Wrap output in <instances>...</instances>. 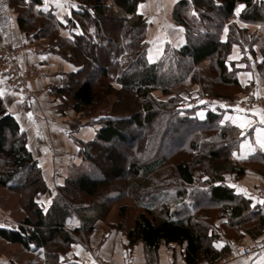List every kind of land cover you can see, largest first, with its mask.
<instances>
[{
	"label": "trees",
	"instance_id": "16d2710c",
	"mask_svg": "<svg viewBox=\"0 0 264 264\" xmlns=\"http://www.w3.org/2000/svg\"><path fill=\"white\" fill-rule=\"evenodd\" d=\"M145 1L76 0L78 8L64 21L37 10L38 0L18 3L19 25L27 36L58 42L52 43L56 52L76 68L63 74L60 87H51L62 110L70 103L84 113L107 104L110 96L118 100L111 114L102 115L93 139L74 140L82 162L68 168L60 198L45 212L36 198L49 191L48 184L26 133L0 95V185L21 192L26 211L16 228L0 227V238L28 251L42 250L45 264L66 260L78 238L92 234L96 220L128 198L143 212L128 231L122 222L117 229L125 232L129 246L143 245L149 264L156 262L163 242L182 247L185 264H217L231 253L233 236H248L254 243L264 239V205L226 181L227 174L241 179L249 168L264 177V152L238 159L234 153L244 139L242 129L223 123L222 111L210 107L201 108L207 111L204 119L193 108L183 112L178 97L196 84L200 98L217 96L207 90L210 83H202L204 64L219 73L209 80L244 90L241 69L229 60L235 46L241 62L254 65L264 85V0H179L172 18L185 43L180 48L166 43L154 62L149 59V20L139 12ZM240 23L258 25L260 31L251 34ZM62 29L71 37H60ZM155 91L167 99H157ZM77 197L89 206L74 205ZM74 219L77 225L68 229ZM218 220L225 221L221 229L210 225ZM220 241L227 244L218 249Z\"/></svg>",
	"mask_w": 264,
	"mask_h": 264
},
{
	"label": "crops",
	"instance_id": "0c3cea01",
	"mask_svg": "<svg viewBox=\"0 0 264 264\" xmlns=\"http://www.w3.org/2000/svg\"><path fill=\"white\" fill-rule=\"evenodd\" d=\"M24 1L29 3L32 0H0V48L12 50L16 47L31 46V50H26L19 60V73L24 74L31 66H37L40 75L37 79L31 81L29 88L33 93L29 108L21 109L19 93L13 91L8 87V75H0V93L9 112L17 119L22 130L27 135V145L33 156L38 160L42 167L44 178L48 185L54 183L55 186H62L64 184V175L68 167L73 164H79L81 158L79 157L80 148L75 144L74 138L82 141H89L94 138L98 128H91L92 126L86 123L80 125L65 124V129L53 127L50 122L46 121L45 117H59L56 114L55 108L59 104V100L55 101L50 94L51 87L62 85V76L65 73L75 71L76 68L64 61L60 56L47 50L49 38L43 37L34 39L28 37L26 32L20 28L19 25V9L18 3ZM40 1L36 8L42 12H52L60 20L63 21L65 17L71 15L72 10L78 8L76 0H48L47 11L44 10V0ZM146 0L139 6V12L147 18L153 11L159 9L165 10L161 3L156 4L160 0ZM179 0H171L168 4L167 15L165 23L167 25L164 35V42L175 45L180 48L185 43L184 32L176 26L172 18V11ZM57 3L62 7H57ZM75 5V7H73ZM162 14V13H161ZM161 20V19H160ZM162 21V20H161ZM160 22V21H159ZM159 24H164L160 22ZM170 30V31H168ZM61 34L64 37H71L67 29H62ZM174 46V47H175ZM164 45L158 50L149 49V58H159L163 51ZM38 50H36V49ZM242 54L240 48L235 46L233 48L230 60L237 62V66L241 69L239 72V79L241 85L247 88H257L259 93L264 98V85L261 83L259 73L254 65L247 68L244 62H241ZM262 57L258 54V61ZM151 62H154L150 59ZM248 73H251L249 76ZM206 110L200 109L198 115L200 119L206 117ZM31 113V117H29ZM257 113H264L263 110L257 109L250 114L231 110L226 112V117L238 118L236 123L233 119H225L235 126L239 127V123L243 121H250L251 123L244 128L239 127L244 132V139L241 144H250L255 148L254 152H249L247 148H241L236 152L238 159H247L255 154L258 150L264 152L258 144L257 128L264 129V124L260 122ZM47 122V123H46ZM76 126V127H74ZM53 182V183H51ZM260 183L264 184V178L258 177L253 172H247L246 176L241 181L235 179H228L227 184L236 189H246L247 197L250 198L254 204L257 201L264 200V193L262 197L256 195V186ZM254 197L255 199H252ZM92 245L89 247H82L81 245H73L72 250L66 255V260H62L60 264H148L146 262L145 254L143 253V245L138 244L133 248L129 247L127 237L115 229H108L106 226H95V230L91 236ZM263 241V240H261ZM259 241V242H261ZM254 242V241H253ZM257 242V243H259ZM233 248V243L229 241ZM10 245L11 243H6ZM227 241H220L215 244L218 249H221ZM253 245V244H252ZM248 247L243 246L242 248ZM175 250V252H174ZM231 253L222 259L219 264H264V247L261 250L253 252L249 257H234L236 250L232 249ZM28 251V250H27ZM34 251H29L32 253ZM42 250L37 253L42 255ZM44 257V256H43ZM14 256L0 255V264H18ZM101 260V261H100ZM157 264H185L183 260V248L174 244L170 246L163 242L159 248V262ZM204 264V263H203ZM208 264V263H206Z\"/></svg>",
	"mask_w": 264,
	"mask_h": 264
},
{
	"label": "rangeland",
	"instance_id": "374dc122",
	"mask_svg": "<svg viewBox=\"0 0 264 264\" xmlns=\"http://www.w3.org/2000/svg\"><path fill=\"white\" fill-rule=\"evenodd\" d=\"M149 1L150 0H148L147 2H149ZM169 2H171V0H160V2L156 1V4L161 3L163 5V7H165L166 9L165 10L162 9L159 14H157L159 12V9H157L156 11H153L152 13L149 14V17H148L149 28H148V32H147V41H148L149 49L153 50V49L156 48V50H158V48L162 47L163 45L165 46L164 35H165V33H167L166 29H165L167 27V25L165 23H167L166 15L168 14L167 11L169 10V9L167 10ZM242 9L243 8H240L239 13L241 12ZM18 12H19V17H20V14L22 12L20 11V9H19ZM64 19H63V21H64ZM159 21L164 23V24L163 25L159 24L160 23ZM41 22H42V20H38L36 22L37 26L34 25V28L37 29V27L40 25ZM240 24H241L242 27H247L251 34L256 35L260 31V27L258 25L246 24V23L245 24L240 23ZM168 31H170V30H168ZM52 33H54V32H52ZM52 35L53 34H50V36H52ZM60 35H61L60 37H64L62 34H60ZM55 36H57L56 33H55ZM52 43H53V41H51L49 39V44L47 46V50H49L50 52L54 53L57 56H60L56 52V50H57L56 46H53V44H57L58 42L53 43V44ZM17 48H21V52H22V54L19 57H21L26 50H31L32 49L31 46H25V47H16V48L12 49V51L17 49ZM175 48H177V47L175 46ZM34 49H36V48H34ZM36 50H38V49H36ZM258 54L262 57V55L259 52H258ZM230 56H229V60H230ZM149 59H151L152 61H156L158 58L157 57H153V58L151 57ZM19 60H20V58H19ZM230 61H232V60H230ZM233 62H235V61H233ZM202 66H203V64H202ZM18 67H19V62H18ZM31 68L35 69L34 70L35 74H34V76L30 77L28 79V81H26L27 82L26 88L30 92V101H31V97L33 96V93H32V91L29 88V84L31 83V81L37 79V77L40 75V71H39V68L37 66L29 67L25 71L24 75H26L29 72V69H31ZM203 68L205 69V70L204 69L203 70H204V74H205L206 78L204 79V81L202 83H207V84L210 83L211 87H209L207 90L211 91L212 93L214 92V94H216L219 97L213 95L212 96L213 98L210 97V98L202 99V98H200L198 96L199 95V85L198 84L192 85V86H188L186 91H183V93H181L178 96V97L181 96V99H182L181 103L179 104V109L181 111L185 112L189 108H193V110L195 112V116L197 118H199L198 113H199L200 109L202 107H205L208 110L209 107H210L211 109L217 110V112L218 111H222V113L224 114L223 115V123H230L229 121L225 122L224 117H226L225 116L226 112H229L231 110L238 111L237 109L239 108L240 110H242V111H239V112H242V113H245V114L246 113L250 114L251 112H253V111L257 110V109H261V110L264 111V107H263L264 106V98L259 93V89L253 88V87L252 88L243 87L244 90H239L238 91L235 88H229L228 85H225L224 83H221L220 81H215L214 82L212 80H209L210 76L215 77V79L218 78V76H219L218 70H216V69L212 70L213 68L210 69L209 68V64H204ZM18 71H19V68H18ZM21 75H23V74H21ZM61 80H62V84H63V76H62ZM11 83H12V81L10 82V79H9L8 80V87L10 89H12L13 91H16L17 93H19V96H20V101L19 102H20V106H21V103H22V100H23V95L21 93V89L19 88L18 85L14 86V87H11L10 86ZM50 94H51V92H50ZM51 95L53 96L55 101L59 100L53 94H51ZM153 95L157 99L162 100V101L167 99V96H164L161 91H155L153 93ZM215 98H219V99H215ZM250 98L252 99L253 105H252V107L250 109H246L245 108V103L247 101H249ZM209 99H214L215 101H222L224 103L225 102H231V103H234V104L239 105V106L229 107L227 105H221V104L220 105H216L214 103H208L207 100H209ZM30 101H29V104H30ZM116 101L118 102V100H117V98L115 96H110V98L108 99L107 104L104 103V105H101V106L96 107L94 109L87 110L84 113H77L75 110H73L71 108L70 103L66 106V108H65L66 110H62L60 108L61 101L59 100V104L57 105V108H55V110L57 111L56 114L59 117H52V116L45 117L46 118L45 120L47 122L49 121L50 125L52 127H53V124H54L56 127H60L61 129H65V127H66L65 124H68V123L70 124V127H71V125H80L82 123H86V124L91 125L92 126L91 128H93V129L99 128L100 120L102 118V115L108 114V113L111 114L112 113V111H111L112 110V106L115 104ZM260 101H261V105L262 106H259L260 105ZM29 104L27 105V107L25 109H23L22 106H21V109H23V110L28 109L29 108ZM242 105L244 107H241ZM123 107H124V105H123ZM113 108L119 109V108H122V105L120 104V105H117V106H115ZM204 110H206V109H204ZM74 127H76V126H74ZM75 139L76 138H74V140ZM75 144L77 145V143H75ZM164 146H165L166 150H170L172 148V145L170 143H166ZM79 155H80L79 157L82 159V156H81L80 153H79ZM81 162H82V160H81ZM79 164H75V165H79ZM40 168L42 169L41 166H40ZM249 171L255 173L258 177L261 176L259 173L255 172L251 168L246 170V174ZM67 174H68V170H67V172L64 175L65 180H66ZM246 174H245V176H246ZM244 177H242L241 179H236V177L233 174H227L226 175V181L228 179H235L236 181H241V180H243ZM261 177L264 178L263 176H261ZM65 180H64V183H65ZM51 183H53V182H51ZM48 187H49V191H46V192L38 195L37 198H36L37 203L40 205V207L45 212L46 211L48 212L50 207L52 206V204L55 202V200L60 198V193H59V187L60 186L57 187L53 183L51 185H48ZM257 191L258 192L260 191V192L264 193V184L263 183H260L259 185L256 186V193H257ZM76 199H77L78 202L76 204H74V205H77L78 207H79V205H81L80 207H84V208L89 206V201H86L85 198H82V197L78 198L77 197ZM22 200H23V195L21 194V192L13 191L11 189H8V188L3 187V186L0 185V227H2V228H4V227H6V228H16L17 226H19L24 221V219L26 218V211H25V209H24V207L22 205L24 200L23 201ZM74 205L70 206L71 210H73L75 208ZM121 207H124V210L123 209L121 210ZM142 212H143V209L138 205V203H136V201L131 200L129 198L128 199H123V200L115 203L110 208V210L108 211V214L103 219H100L101 217L99 219H97L95 224H94V228H95L96 225H99V227L106 226L110 230L115 229L117 231H121V230L117 229V226L119 224H121V222H122L123 225H124V230L126 232L130 228H132V226L134 224V221H135V218L137 217L138 214H140ZM95 213L98 214V215L101 214L100 211H97V210H95ZM120 213L124 217H122ZM215 213L216 212H213V214H215ZM224 222H225L224 220H218L216 222L211 221L210 225L216 224V226L218 228H220V226ZM76 225H77V222L74 219V221H72L67 227H68V229H72ZM121 232L125 235V232H123V231H121ZM92 234H90L88 237L84 236V235L82 237H79V238L77 237L79 239V242L77 244H75V245H81L82 247L86 246V247L91 248V245L93 244L92 241H91ZM233 238H234V240H231V243H233V248L232 249L236 250L235 252H237V253H234V257L237 256V257H241L242 258L243 256L240 255V250L239 249L241 247H243V246H246V245L250 249L253 250L252 253L255 252L254 248L257 247L258 243H254L253 240L250 237H248V236H237V237L233 236ZM6 243H10V242L0 238V255H6L8 257L9 256H14V258L16 259L15 261L18 264H45L43 253H42V255H39L37 253V251L29 253V251H27V249H25L20 244L11 243L10 245H8ZM129 247H131V246H129ZM72 248L73 247H71V250H72ZM131 248H133V247H131ZM174 252H175V250H174ZM143 253L145 254L146 262L149 264V262H148L149 260H148L147 254H146V252L144 250V247H143ZM151 260H152V258H151ZM153 260H156V262L153 263V264H157L159 262V251H158V255H157L156 259H153ZM219 262L217 264H219ZM204 264H206V263H204Z\"/></svg>",
	"mask_w": 264,
	"mask_h": 264
},
{
	"label": "built area",
	"instance_id": "2783aa9c",
	"mask_svg": "<svg viewBox=\"0 0 264 264\" xmlns=\"http://www.w3.org/2000/svg\"><path fill=\"white\" fill-rule=\"evenodd\" d=\"M22 54L21 52V48H17L15 50H8L6 48H0V75H8L10 82L11 83V87H14L16 85L19 86V88L21 89V93L23 95V100L21 103V106L23 109H25L27 107V105L29 104L30 101V92L28 91V89L26 88V84L28 81V79L32 76H34L35 72H34V68L29 69V72L26 75H21L18 71V62H19V56ZM208 103H214L216 105H227L229 107L232 106H239L236 105L234 103L231 102H222V101H215L214 99H209L207 100ZM253 105L252 99L250 98L249 101H247L245 103V108L246 109H250ZM261 105V101H260V105ZM241 107H244L243 105ZM264 107V106H263ZM258 196L262 197V192H258L256 193ZM264 247V240L259 242L257 244V247L254 248L255 251L256 250H261ZM252 249H250L249 247L246 248H242L240 250V255L243 257H248L251 253H252Z\"/></svg>",
	"mask_w": 264,
	"mask_h": 264
},
{
	"label": "snow or ice",
	"instance_id": "6c2138e0",
	"mask_svg": "<svg viewBox=\"0 0 264 264\" xmlns=\"http://www.w3.org/2000/svg\"><path fill=\"white\" fill-rule=\"evenodd\" d=\"M47 5H48V0H44V5H43V7H44V10H45V11L48 10V9H47ZM56 6H57V7H62V5H60L59 3H57ZM73 7H75V5H73ZM140 7L143 8L144 5H140ZM243 7H244V5H240V6L237 8V14H239L240 8H243ZM193 14H195V13H193ZM224 31H225V33H227L228 29L225 28ZM248 75L250 76L251 73H248ZM0 95H2V93H0ZM237 110H238V111H242V110H240L239 108H238ZM257 115H259L260 122H261L262 124H264V113H257ZM29 117H31V113H29ZM225 119H233V123H236L238 118L225 117ZM250 123H251L250 121H243V120H242V121L239 123V127H241V128L247 127ZM256 131H257L256 144H258L259 147H260L262 150H264V129L257 128ZM241 134H243V133H241ZM240 147H241L242 149H243V148H247L249 152H254V151H255V148H254L252 145L247 144V143H246V144H241ZM234 155H236V154L234 153ZM205 179H207V177H206ZM237 190H238L239 192H243V194L246 195V196L248 195V192H247L246 189H237ZM252 199H255V198L252 197ZM258 202H259L260 204L264 205V200H260V201H258ZM253 207H255V205H253Z\"/></svg>",
	"mask_w": 264,
	"mask_h": 264
}]
</instances>
